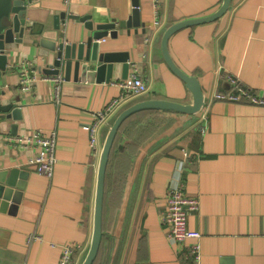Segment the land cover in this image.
Instances as JSON below:
<instances>
[{"label": "crops", "instance_id": "obj_1", "mask_svg": "<svg viewBox=\"0 0 264 264\" xmlns=\"http://www.w3.org/2000/svg\"><path fill=\"white\" fill-rule=\"evenodd\" d=\"M39 1L50 21L66 13L60 36L69 42L86 37L83 23L69 16L90 15L103 24L127 20L133 10L132 0H71L69 6L63 0ZM159 1L161 29L154 28V0H140L146 34L133 28L102 41L104 52L128 54V77L137 72L147 83V93L130 105L149 99L192 103L185 83L163 58L162 35L170 25L209 15L222 3ZM37 42L38 37L27 35L16 44L0 78L2 104L18 101L15 105L23 107L19 121L0 113V170L28 167L36 150L10 138L36 131L57 132L58 163L52 180L28 167L21 204L10 202L7 211H0V264H58L60 250L51 244L66 243L82 246L75 258L82 264L93 236L100 159L92 157L85 129L118 96L115 83L123 80V64H114L110 82L64 77L56 104L52 84H36L30 94L18 92V68L28 61L37 69L45 64ZM169 52L182 71L200 81L206 104L195 115L142 113L124 128L107 171L101 264H190L184 251L169 243L163 223L177 168L183 169L186 193L199 201L188 226L200 236V264H264V106L213 100L216 92L230 90L227 75L264 99V0H232L220 20L173 34ZM202 116L206 133L197 129ZM106 136L101 130V144ZM31 234L42 240L28 244ZM196 241L192 236L185 248Z\"/></svg>", "mask_w": 264, "mask_h": 264}, {"label": "water", "instance_id": "obj_2", "mask_svg": "<svg viewBox=\"0 0 264 264\" xmlns=\"http://www.w3.org/2000/svg\"><path fill=\"white\" fill-rule=\"evenodd\" d=\"M132 1L133 10L127 20H112L108 23L97 24L90 15L84 17L69 16L68 19L83 23L86 30V37L81 42H69L60 36L67 20L65 12L52 15L50 21V12L42 8L39 0H0V78L8 69L9 57L13 55L15 45L24 42L27 35L38 37L37 43L42 48L40 55L45 63L44 66H39L38 70L43 74H63L66 80L73 77L74 80L92 81L96 79L98 82H110L113 79L114 64L119 61L123 64L122 79L128 78L130 67L128 54L104 52L102 41L107 38L117 39L119 35H123L124 31L129 34L133 28L136 33L141 29V32L146 34V22L141 21L140 0ZM231 3L232 0H222L221 6L215 12L206 16L183 20L164 29L161 39L163 58L171 71L185 83L187 90L192 94V103L181 104L169 100L149 99L131 105L127 104L112 119L109 129H103L107 132V136L105 142L101 144L99 157L93 236L82 264H93L99 253L103 235L107 166L121 125L129 117L141 111H171L195 115L200 114L206 104L200 81L195 76L182 71L171 58L169 52L170 38L181 29L220 20L230 10ZM50 22H52L51 25ZM32 44H36V41H33ZM3 95L4 92L0 91V113H6L9 119L21 120L23 107L15 105L18 101L3 105L1 102ZM27 168L0 170V211H7L10 202L13 203L12 205L21 204L23 198L21 191L25 189L24 181L29 174ZM10 212L12 213L11 209Z\"/></svg>", "mask_w": 264, "mask_h": 264}, {"label": "built area", "instance_id": "obj_3", "mask_svg": "<svg viewBox=\"0 0 264 264\" xmlns=\"http://www.w3.org/2000/svg\"><path fill=\"white\" fill-rule=\"evenodd\" d=\"M155 2L154 28L157 30L163 27L159 11V0ZM65 6L71 4V0H63ZM19 82L18 92L21 94H30L36 84L53 86V100L56 104L61 102V90L64 83V76L46 75L41 73L34 62L23 63L18 68ZM230 83V90L227 92H216L213 100L230 103L247 102L253 105L264 106V99L256 95L252 90L241 85L240 80L233 76H226ZM119 88V94L103 110L95 114L94 121L86 127L88 132L89 146L92 157L99 158L101 154V143L99 134L103 129H109L112 119L132 100L143 96L148 91L146 81L138 75L137 72L124 80L115 83ZM202 113V112H201ZM202 123L198 124L197 129L201 133L208 131L207 117L202 116ZM12 139L23 149H34L36 154L31 158L28 167L39 175L52 180L55 174L58 158L56 155L58 134L53 131L49 134L42 132H31L27 135L16 136ZM189 158V156H187ZM191 158H189V161ZM186 183L183 178V169L177 168L174 178L171 180L167 190L166 207L164 211L163 223L167 226V239L170 244L175 245L179 250L184 251L185 260L190 264H200L201 245L199 234H194L188 226V220L191 214L199 208L198 198L191 197L186 193ZM194 236L197 241L186 249L189 238ZM42 237L38 234H31L27 238V243L41 241ZM54 248H59L60 256L58 264H75V258L82 253L83 248L73 243L51 244Z\"/></svg>", "mask_w": 264, "mask_h": 264}, {"label": "trees", "instance_id": "obj_4", "mask_svg": "<svg viewBox=\"0 0 264 264\" xmlns=\"http://www.w3.org/2000/svg\"><path fill=\"white\" fill-rule=\"evenodd\" d=\"M146 112H160V111H155V110H146V111H141V112H138L134 115H132L131 117H129L120 127L117 135H116V138H115V141H114V144H113V147H112V150H111V154H110V158H109V162H108V166H107V171L109 169V165H110V161H111V155H112V152L115 150L116 146H117V143H118V139H119V136L122 134V132H124V128H126L127 126H129L131 124V122L135 121L138 116L142 113H146ZM106 182H107V173H106ZM106 182H105V187H106ZM106 190V189H105ZM105 214H106V191H105V195H104V208H103V230H104V223H105ZM104 245H105V240H104V236L102 235V240H101V245H100V249H99V253H98V256L96 258V260L94 261L93 264H101V260H102V255H103V250H104Z\"/></svg>", "mask_w": 264, "mask_h": 264}, {"label": "rangeland", "instance_id": "obj_5", "mask_svg": "<svg viewBox=\"0 0 264 264\" xmlns=\"http://www.w3.org/2000/svg\"><path fill=\"white\" fill-rule=\"evenodd\" d=\"M136 99H138V98H136Z\"/></svg>", "mask_w": 264, "mask_h": 264}]
</instances>
